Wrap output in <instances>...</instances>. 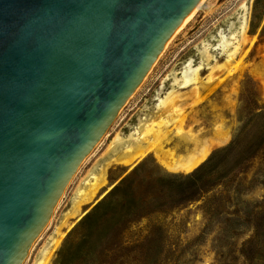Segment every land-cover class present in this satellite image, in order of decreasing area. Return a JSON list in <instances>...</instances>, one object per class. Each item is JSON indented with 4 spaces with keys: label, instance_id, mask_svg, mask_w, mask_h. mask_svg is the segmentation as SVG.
I'll use <instances>...</instances> for the list:
<instances>
[{
    "label": "rangeland",
    "instance_id": "obj_1",
    "mask_svg": "<svg viewBox=\"0 0 264 264\" xmlns=\"http://www.w3.org/2000/svg\"><path fill=\"white\" fill-rule=\"evenodd\" d=\"M242 23L244 40L226 63L232 45L224 47L221 39ZM181 71L191 83L173 82ZM171 95L175 110L152 150L131 166L111 162L112 138L155 118ZM99 142L22 264L41 258L74 191L102 171V195L84 205L69 228L61 227L50 264H264V0H206ZM203 143L209 154L192 171L164 166Z\"/></svg>",
    "mask_w": 264,
    "mask_h": 264
},
{
    "label": "water",
    "instance_id": "obj_2",
    "mask_svg": "<svg viewBox=\"0 0 264 264\" xmlns=\"http://www.w3.org/2000/svg\"><path fill=\"white\" fill-rule=\"evenodd\" d=\"M199 1L0 0V264H22Z\"/></svg>",
    "mask_w": 264,
    "mask_h": 264
},
{
    "label": "bare ground",
    "instance_id": "obj_3",
    "mask_svg": "<svg viewBox=\"0 0 264 264\" xmlns=\"http://www.w3.org/2000/svg\"><path fill=\"white\" fill-rule=\"evenodd\" d=\"M205 1L206 0H200L197 3V5L194 7V9L189 14V16L182 22L181 26L175 31L173 36L167 41L164 49L169 45V43L172 41V39H174V37L180 31H182V29H184L186 27V25L191 21L193 16L196 14V12L200 9V7L202 6V4ZM244 32H245L244 25L242 23L240 26L239 32L231 31V34L227 39L222 37L221 43H222V45H224V47L228 48V46L232 45V47H230L231 49H229V51L227 53V62L226 63H228V62H230V60L234 59V56L236 55V53L238 52V50L240 48L241 41L244 40V36H245ZM207 46H208L207 44H203V46H202L203 47L202 53H203V56L205 59H208L210 56V52H209ZM164 49L161 51V53H163ZM161 53L159 54V56L161 55ZM158 57L156 58L155 62L157 61ZM154 63H153V65H154ZM152 66H151V68H152ZM151 68L149 69V71L151 70ZM149 71L147 72V74L149 73ZM187 73L184 71H181L178 74L176 73V75L173 78V82L178 83V84H182V85L189 83L191 79L189 78ZM147 74L144 76L141 83L144 81ZM191 74H193V73L191 72ZM140 84H139V86H140ZM138 87H137V89H138ZM134 92L132 93V95H134ZM167 97L169 98V96H167ZM129 98L121 106L119 111L126 105ZM174 107H175V98H174V96H172L168 100L161 102L160 110H159L160 113L158 112L159 114L155 118H150L147 120L144 118H143L144 120L141 119L139 122V125L134 128L133 132H131L129 134L127 133L128 135L126 137L121 136L120 133H117L114 137L112 136L113 138H112L110 144H107V146L109 145V150H111V151L114 150L115 156L110 161L123 164L124 166H131L136 161L141 159L148 151L152 150L153 146L155 145L154 143L157 142V139L159 136L158 132H159L162 124L167 120L166 118L168 116H171L173 114V111L175 110ZM119 111H118V113H119ZM178 130L181 131V128H179ZM99 141L96 143V145L94 147H96L98 145V143H100ZM121 145L124 146L123 150L118 153L117 148L121 147ZM209 150H210L209 145L207 143H203V144H201L200 147H197L196 149H194L193 152L187 154L184 157H181L180 159H177L175 161L171 160V162H165V161H162V162H163L164 166L170 171L190 172L194 168H196L204 159H206V157L209 154ZM98 161H100V160H98ZM79 167H80V165L78 166V168ZM78 168L76 170H78ZM89 169H91V168H89ZM71 179H72V177L69 179V181L65 185V188L63 189L61 195L59 196L58 200L54 204L51 215H50L47 223L50 222L52 214L54 213L55 209L59 205L60 199L62 198V196L65 192V189H66L67 185L69 184V182L71 181ZM105 181H106L105 180V173H104V171H102V173H100L99 175L93 176L92 181L86 182L85 185H83V186L80 185L77 187L76 191H74L75 195H74L73 205L68 212L64 213L65 215L63 214L64 218L61 222V225L57 229L56 237L52 240L50 245H48V246L44 245L41 250L38 249L40 251L41 258L39 260H35L33 264H50L49 260H50L51 254L53 252V249L58 245L60 238L64 234V232L61 231V227L65 226L66 228H69L71 226V223L74 220L79 219L85 213V211L83 210L82 207L88 203L93 202L95 200V198H98L99 196L102 195V194L101 195L98 194V191L105 184ZM77 184H79V183H77ZM70 219H74V220L70 222ZM47 223H46V225H47ZM46 225H45V227H46ZM43 229H42V231H43ZM41 232L39 233V235L41 234ZM39 235L36 237V239H38ZM36 239L33 241L31 246L29 247L27 255L33 249V246H34ZM27 255H26V257H27ZM26 257H25V259H26ZM25 259L23 260V262L25 261Z\"/></svg>",
    "mask_w": 264,
    "mask_h": 264
}]
</instances>
